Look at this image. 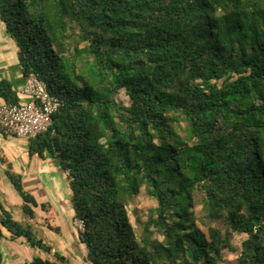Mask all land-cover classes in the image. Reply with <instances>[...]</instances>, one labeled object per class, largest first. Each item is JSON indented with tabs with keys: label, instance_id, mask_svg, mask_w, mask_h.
Masks as SVG:
<instances>
[{
	"label": "trees",
	"instance_id": "16d2710c",
	"mask_svg": "<svg viewBox=\"0 0 264 264\" xmlns=\"http://www.w3.org/2000/svg\"><path fill=\"white\" fill-rule=\"evenodd\" d=\"M0 21L23 78L61 101L28 155L67 173L86 262L224 264L240 234L235 264H264V0H0ZM0 98L21 99L5 78ZM4 174L33 220L22 176ZM142 188L155 207L137 235L127 205ZM198 213L217 226L204 233ZM3 230L51 250L0 199V264Z\"/></svg>",
	"mask_w": 264,
	"mask_h": 264
},
{
	"label": "crops",
	"instance_id": "0c3cea01",
	"mask_svg": "<svg viewBox=\"0 0 264 264\" xmlns=\"http://www.w3.org/2000/svg\"><path fill=\"white\" fill-rule=\"evenodd\" d=\"M15 50L17 49L15 48ZM15 50L13 51L9 42L4 41V37L0 39V79L5 78L10 80L21 97L20 91L25 83V79L21 74L19 62H14ZM2 102L3 100L0 98V104ZM1 136L4 140L8 139L7 135L1 134ZM4 160V163L1 161L3 168L6 169L9 166L11 171L22 176V181L26 187H28L27 184L30 185V188H28L30 193L36 190L41 195L40 200L35 198L38 204L34 208L36 217L33 220H29L22 215L19 219V221L31 222L36 227L38 233H40L39 236L51 246L49 253L44 252V254L38 256L52 258L53 254L57 252L65 258L66 264H89L85 259V246L80 243L78 230L73 225L74 218L69 203L70 190L66 178L67 173L63 172L57 162L48 154H44V156L28 155V158H20L16 165L15 161L12 162L10 160L8 162V159ZM4 205L13 217L15 214L13 209L18 210V208L22 207V203L20 207L8 203ZM41 205H43V208ZM68 208H70L69 211H67ZM67 212L71 213L69 232L66 228L65 231L63 230L59 218ZM3 233L4 238L1 242V250L4 255V264H28L32 259L30 255L37 254V251H40L36 248L37 251L32 252V250L30 251L26 247L28 243L25 239L11 238L5 230H3ZM17 243L23 246V249L18 248ZM72 246H74V249H71Z\"/></svg>",
	"mask_w": 264,
	"mask_h": 264
},
{
	"label": "rangeland",
	"instance_id": "374dc122",
	"mask_svg": "<svg viewBox=\"0 0 264 264\" xmlns=\"http://www.w3.org/2000/svg\"><path fill=\"white\" fill-rule=\"evenodd\" d=\"M4 37V41L9 42L11 45L13 51L16 48V45L14 41L7 36L4 25L0 21V39ZM17 49V48H16ZM15 55H14V62L18 63L17 59V50H15ZM22 100H25L24 97H21ZM117 101L123 103V104H128V98L123 92H120L118 95H116ZM8 139L4 140L1 136L0 133V199L4 204L8 203L14 206H19L22 203L21 198L18 196V194L15 192L13 189L12 185L8 181L7 177L4 174L5 168L2 167L1 161L4 159H8V162L11 160L12 162L15 161V165L17 161L20 158H28V140L26 138H18L14 136L7 135ZM28 187H25L26 190H29L30 185L27 184ZM33 192V193H32ZM31 193L35 196L37 200H40V194L38 191H31ZM155 207V201L151 199L146 193L145 190L142 188L140 192L132 198L130 203L127 205V210H128V216L131 224L135 228V232L138 235L141 231V226L138 224V221H145L147 219V215L151 209ZM70 208H68L67 211H69ZM200 206H197L195 208V211H199ZM15 211L14 218L16 220H19L21 216L24 214L22 213L21 208H18L16 210L15 208L13 209ZM198 215H200L198 213ZM60 222L61 227L63 230H70L69 227H71V213L67 212L65 214H62L60 217ZM198 225L200 229L207 234V228L209 225L211 226H217L215 223L209 224L206 219L200 215V219L198 220ZM69 232V231H68ZM74 232L76 233V230L74 229ZM40 234V233H39ZM222 235H224V229H222ZM155 239L161 240L162 237L160 235L155 234L154 236ZM244 239L243 235L240 234H233L229 236L228 238V246L222 250V257L224 259L223 263L224 264H235V257L237 256L239 250H240V243ZM19 246L18 248L23 249V246H20V244L17 243ZM28 245V246H27ZM26 247L28 250H32V252H36V248L30 247L29 244H26ZM32 248V249H31ZM71 249H74V246H72ZM44 252L42 250L37 251V254H31L30 258L33 256H38L42 255ZM79 260V259H78ZM80 261V260H79Z\"/></svg>",
	"mask_w": 264,
	"mask_h": 264
},
{
	"label": "built area",
	"instance_id": "2783aa9c",
	"mask_svg": "<svg viewBox=\"0 0 264 264\" xmlns=\"http://www.w3.org/2000/svg\"><path fill=\"white\" fill-rule=\"evenodd\" d=\"M20 95L25 100L0 104V129L6 135L35 138L49 129L51 117L61 106V101L51 94L46 83L33 73L25 79ZM73 225L78 231H83L82 220L74 218Z\"/></svg>",
	"mask_w": 264,
	"mask_h": 264
}]
</instances>
